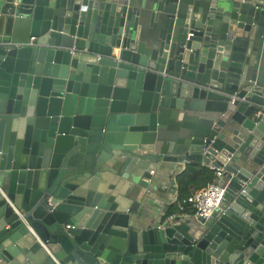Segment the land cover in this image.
<instances>
[{"label":"water","instance_id":"water-1","mask_svg":"<svg viewBox=\"0 0 264 264\" xmlns=\"http://www.w3.org/2000/svg\"><path fill=\"white\" fill-rule=\"evenodd\" d=\"M261 52V0H0V264H264Z\"/></svg>","mask_w":264,"mask_h":264},{"label":"built area","instance_id":"built-area-1","mask_svg":"<svg viewBox=\"0 0 264 264\" xmlns=\"http://www.w3.org/2000/svg\"><path fill=\"white\" fill-rule=\"evenodd\" d=\"M261 4L264 6V0H261ZM34 39L32 37L28 44H33ZM211 169L214 171L213 179L205 187L194 192L185 204L178 200V195L175 196L174 202L177 203L180 212H187L186 210L190 209L189 212L195 216L207 218L221 207L227 190V187L223 184V176L226 169L224 166L216 164L211 165ZM175 216L176 214L171 215L169 218Z\"/></svg>","mask_w":264,"mask_h":264},{"label":"trees","instance_id":"trees-1","mask_svg":"<svg viewBox=\"0 0 264 264\" xmlns=\"http://www.w3.org/2000/svg\"><path fill=\"white\" fill-rule=\"evenodd\" d=\"M213 177L214 171L212 169L197 163L188 164L186 168L176 176L178 200L185 204L187 199L194 192L205 187ZM179 212L178 205L174 202L168 208L166 216L175 215Z\"/></svg>","mask_w":264,"mask_h":264},{"label":"crops","instance_id":"crops-1","mask_svg":"<svg viewBox=\"0 0 264 264\" xmlns=\"http://www.w3.org/2000/svg\"><path fill=\"white\" fill-rule=\"evenodd\" d=\"M258 62H257V67H259L262 70V77L264 80V53H260L259 57H258ZM190 163H197L201 166H206L208 168L211 169V165L208 163H201V162H190ZM190 163H182L179 164L178 167L176 168V170L174 171V173H172V177L171 180L168 181V183L173 187L170 188L169 193H168V198L167 201L163 204L162 206V212L163 213H167L168 208L170 207L171 204L174 203V198L177 195V184H176V176L179 172H181L182 170H184L186 168V166ZM164 179V178H163ZM166 179H164L163 181H165ZM167 184V183H164ZM187 212H179L176 215H182V216H188V215H194L193 213L189 212L190 209L186 210ZM167 217H170L167 215Z\"/></svg>","mask_w":264,"mask_h":264}]
</instances>
